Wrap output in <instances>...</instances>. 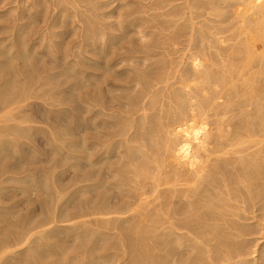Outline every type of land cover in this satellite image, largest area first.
Listing matches in <instances>:
<instances>
[{
    "label": "bare ground",
    "instance_id": "6f19581e",
    "mask_svg": "<svg viewBox=\"0 0 264 264\" xmlns=\"http://www.w3.org/2000/svg\"><path fill=\"white\" fill-rule=\"evenodd\" d=\"M11 1L13 2V0ZM82 1L37 0L35 5L38 3L45 4L47 11L45 9L43 11L49 13V16L46 14L49 17L46 21V27L43 31L39 30L40 32L32 31V34L29 33L30 35L27 33V36L19 35L20 40L15 36L18 40L17 47L16 49L14 47L10 49L9 46L13 43L11 42L8 45L9 49L11 51L14 49V52L16 50L18 53L22 51L20 53L26 55L27 53L25 54L23 51L33 49L36 45L28 42L31 35L34 36V33H38V37H41L42 40L45 33H50L49 28H56L58 24L72 26L73 18L76 19V17L82 16L84 12L88 13L83 11V8L81 10L80 6L82 7L81 4H84ZM143 1L147 3L146 0ZM88 2L90 3V0ZM129 3L131 4V2ZM135 3L131 6H134ZM18 4L20 5V3ZM139 4L138 9L135 8L134 12L128 13L129 17L135 13L139 14V12L145 14V11L149 12V9L152 8L149 1L150 8L148 10L146 9L147 5L141 7L145 5L144 2L142 3L144 5H141L140 2ZM23 5L26 4L23 3ZM103 5L99 4L101 8L105 9L107 6ZM156 6L153 4V9L155 7L156 10ZM14 7L16 6L14 5ZM158 9H161V12L157 14ZM158 9L156 10L157 15L154 12L152 13L161 17L160 19L157 17L159 19L157 22L151 19L150 15V18L146 16L147 14L143 18L141 14L140 16L135 15L136 18L133 17V19L130 17V21L127 20L126 27L122 23L124 22L123 19L119 20V25L124 27L122 29L124 33L133 25L139 27L141 23L142 26L146 23V26L152 22L156 29V25L159 26L160 24L159 29H157L159 32L157 36L154 35L153 40L146 43H144V39L146 40L148 36V30L145 31V29L148 27L138 30L141 34L139 39H143L142 47H138V49L141 48L139 51L141 55L138 57L136 56L138 52H134V56L123 55L114 60V55L113 60L109 59L110 55L115 54V52L106 50L105 45L107 41L113 39L115 34H105V30H108L107 27L106 29L100 27L101 30L94 32L89 25L90 28L86 35L87 30H84L83 41L76 42L74 46L71 44L69 48L63 43L66 48L62 47L65 51L61 56V61L64 62L63 65L66 66V69L68 68L72 72V76H68L73 77V72L81 76L80 82H78V84L80 83V96L77 97L80 101V103L78 102L80 105L77 112L80 116L81 127L78 124L79 119L77 125L81 130V136H79L81 137L79 140L81 153L78 152L80 155L75 157L76 162L72 164L79 165L80 169L72 188H70L71 186L56 188L55 184L53 185L55 191H53V187L51 189L49 185L53 181L52 178L55 181L57 179L53 174L55 169L50 173L47 168L42 173L40 172L42 170L39 169V171L36 168L39 174L42 173V177L38 176L37 187H44L48 190L50 187V192L46 190V192L48 191V197L45 196V198L47 197V200L48 198L52 199L53 193H55L56 205L54 204L55 206L51 208L50 202L52 201L49 200L48 202L46 200L49 207L44 203L41 204L47 207L45 211H42L44 217L39 215V218L35 219V216L38 217L35 212L34 216L25 214L26 217L22 214L26 218L18 221L17 217V228L9 232L10 226L7 228L8 225L3 220L4 226L6 225V232L4 229V231L1 230L6 235L4 233V236L2 235L0 238V264H113L123 258L124 264H264V256L258 258L256 256L257 251H254L255 248L247 246L250 249V251H247V247L245 248L243 244L246 242L243 237L252 231L249 230L250 224H244L246 218L250 221L258 218L260 215H256L258 211L264 215V0H161ZM13 10L15 8L9 11L12 12ZM65 14L69 18L67 21L62 20ZM110 15L106 14V16ZM99 16L104 17L103 14ZM14 18L16 19L15 16ZM90 18L93 17L90 15ZM105 19L107 18L105 17ZM95 23L92 22V24ZM110 24L112 25V22ZM23 26L22 23L17 24L15 29L19 30ZM80 27L82 26H79V29ZM95 28L97 29V27ZM12 30L14 29L12 28ZM153 30L148 32L153 33ZM44 31L46 32L44 33ZM61 32L63 33V31ZM14 33L19 34L16 31ZM58 33L54 31L53 37H55L54 35L59 36L60 33ZM152 33L151 35H153ZM4 38L6 37L4 36ZM8 38L7 36L6 39ZM50 38L49 40L43 39L41 45L46 47L48 45L52 48L53 44L62 43L61 41H53L54 39ZM116 39L114 41H117ZM141 40H137L136 44L137 42L140 43ZM13 44L15 45V43ZM111 44H113V41ZM83 45L84 49L86 46L91 47L93 52L98 50L106 58L104 61V57L100 59L101 61L94 60L93 67L99 71L85 69L81 66V62L92 60V58L84 56L86 49L84 53L79 51ZM120 46H122V43ZM160 47L167 50L171 48V53L165 54L163 52L161 56H174L173 60L175 59L178 65H172L171 68L168 65L167 69L166 67L163 68V63L160 62L161 65L155 62L160 60V52L158 51L159 60L156 59L154 62L161 65V67L144 71L151 64H147L148 66H145L144 69L141 68L142 65H145L143 63H148V57L152 56ZM115 48H118V45ZM49 50L51 51V49ZM111 50L113 49L111 48ZM11 51L8 50V55L12 53V59H15V56L20 57L16 55V52L14 55ZM130 51L132 52V50ZM130 51L128 52L130 53ZM32 52H30L32 56L35 53V55H38V51ZM51 53L55 58L57 57L54 51ZM51 53L47 55L50 56ZM95 53L93 54L95 55ZM3 55L8 57L6 54ZM43 55L45 56L44 53ZM71 56L73 61H69ZM77 57L82 60L78 58L81 61H78L79 64L76 61ZM30 58L27 59L30 60ZM155 58L152 56V60ZM97 59L99 60V57ZM127 59H138L143 63H140L142 64L140 67L135 66L139 62L135 63L134 67L131 64V67H128L127 64V66L125 64L120 65V62H126ZM3 61L5 60L3 59ZM32 61L34 63V58ZM148 61L150 60L148 59ZM171 62L172 60L169 64ZM155 63L152 65L156 66ZM76 64L79 66L76 67ZM119 66H122V68L125 66L128 69L121 68L120 71L118 70ZM33 67L31 66L30 73ZM15 69H18V67ZM60 69L58 70L59 73ZM66 69L61 70L65 72ZM50 70L52 69L50 68ZM17 71L19 72V69ZM101 71L103 72L100 73ZM13 72L16 73V70ZM53 73L55 74V72H52V75ZM29 75L31 76L32 73ZM49 75L51 74L49 73ZM34 78L35 76L32 79L28 78L27 81L30 79L36 81L37 78ZM57 78H55V81ZM128 78L130 81L127 80ZM125 79L127 83L129 82L128 84L123 83ZM74 83L76 84V82ZM73 84L72 88L76 86ZM28 85L25 86L26 90L24 89L23 93L21 92L22 94H19V87L22 85H18L17 89L19 90L14 87L9 90L10 86V88L7 87L8 90H5L0 86L3 90L0 91V113H4V115L2 114L4 122L16 121L19 117H16L14 113V106L21 104L27 98L29 94V92H26L29 88ZM62 99L63 97L60 98V100ZM123 100H126V102ZM67 101L66 104H68ZM74 102L76 103L75 100ZM74 114L72 115L76 118V113ZM32 116L33 113L31 116H22L21 123L16 124L17 126L8 125L7 123L4 125V122H2L0 127L2 126L6 133L15 128L22 132L25 131L23 129H28L31 132L32 127L28 128L29 126L24 125V123ZM58 116L60 115L57 114ZM34 118L32 117V119ZM68 118L69 116H66L65 119L68 120ZM54 119H56L55 115ZM58 119H56V122ZM43 120H46V118ZM62 120L60 119V122ZM62 123H57L58 125H54L53 128L56 130L63 127L62 125L65 124ZM72 124H75V122H71V126ZM71 126L69 125V127ZM72 127L76 129V125ZM33 129L39 130V128ZM60 129L58 133L63 132L59 135H67L71 131L69 128L70 131L67 128ZM103 129H106V131ZM30 132L28 131L25 134L32 135ZM71 133L73 132L71 131ZM42 134L45 135L43 132ZM54 135L56 136V134L52 136ZM54 137L52 138L54 139ZM62 138L64 139V137ZM3 139L0 142H4ZM55 140L57 141L56 138ZM8 141L6 142L8 143ZM16 148L18 149V145ZM57 148L60 149V146H57ZM60 150L62 153L64 149L61 148ZM67 158V156H62L59 160L67 162ZM24 160H22V165L27 163ZM8 165L7 168L5 165L3 166L5 169L0 166L3 168L0 171L2 185L4 181H14L17 184L26 182L30 185L36 181L37 175H39L36 170L32 171V168L28 170L31 163L27 165L28 167H21L23 169L19 171H16L19 168L14 167L15 165ZM41 169L44 170V168ZM60 180L58 179V183ZM11 184L17 185L15 183ZM7 186L9 187V185ZM33 186L35 185L28 186V188L32 189ZM6 188H0V194ZM25 190L20 191L25 192ZM66 192L69 196L75 194L79 196L77 204L73 205L74 207L70 203V199L63 200V195H66ZM32 193H30L31 196ZM26 198H29L27 194ZM13 201L15 199L10 202ZM10 205H12L13 210L18 202ZM72 207L76 209L75 212H72V209L70 210ZM3 210L5 208H2L1 211ZM15 213L13 214L15 215ZM248 213L252 216H247ZM14 215L13 217H15ZM243 215H246L243 225L238 224L241 223L240 217ZM263 215L261 216L264 219ZM9 218L6 219L9 220ZM72 219H79V221L70 223ZM237 219H240V222H236ZM10 222L13 221L10 220ZM60 229L64 230L60 232ZM253 231L256 232L255 229ZM253 231L252 233H254ZM53 233H56V235ZM67 240H72L74 243L70 247L74 245L71 249L74 253L77 251L75 254L70 255V252L67 253L68 250L64 247L65 244L61 245L62 248L59 245ZM262 252H264V248Z\"/></svg>",
    "mask_w": 264,
    "mask_h": 264
},
{
    "label": "rangeland",
    "instance_id": "374dc122",
    "mask_svg": "<svg viewBox=\"0 0 264 264\" xmlns=\"http://www.w3.org/2000/svg\"><path fill=\"white\" fill-rule=\"evenodd\" d=\"M11 0H0V45H1V47H0V51L2 52V51H7V52H0V86L2 87V89H5V90H8L7 89V87H9L10 89L9 90H11V89H13L12 87H14V85H16V82H17V85H16V87H14L16 90H19V89H17L18 88V85L19 86H21V87H19L20 88V90L21 89H23V90H19V94L22 92V91H24V89L26 90V87L25 86H27L28 84V89H27V91L26 92H29V94H28V96H27V98L26 99H24V101L21 103V104H16L14 107H15V110H14V113H15V115H16V117L17 116H19V117H17V120L15 121H9L8 123L7 122H4L3 120V118H4V113L2 112V113H0V125H1V123L2 122H4L3 124L5 125V123H7L8 125H12V126H17L19 123H21L20 122V120L23 118L22 116H27V115H29V116H31L32 115V113H33V118H34V116H35V118L34 119H32V117L30 118V119H28V121L26 122V123H24V125H26V126H29L28 128H31L32 127V131L30 132V130H26V129H23V130H25L26 132H30V134H32L33 135V137H32V135H29V134H25L26 132L24 131V132H22V131H19L17 128H15V129H13V130H11V132H5L3 129H2V126L0 127V141L3 139V138H6V139H3L4 140V142L2 143V142H0V166L1 167H3L4 165H5V167L7 168V167H9V165L8 164H12V165H15L14 167H18L19 169L18 170H16V171H19V170H21V169H23V168H25V166H27V165H29V163H31V165H29V167H28V170L29 169H31L32 168V171H35L36 170V168L39 170H42V171H40V172H44L47 168V171L48 172H53V170H54V172H53V174L55 175V177L57 178H55L56 179V181L52 178V180L55 182L54 184H53V181H52V185L50 184L49 186H51V189H52V187H53V191H55V186H53V185H55L56 184V188L57 187H68V186H71L70 188H72V184L76 181V176H77V174H78V172H79V169H80V167H79V165H72L74 162H76L74 159H75V157H77V156H79L80 154L78 153V152H80L81 153V150H79L80 149V142H79V140H80V138L81 137H79V136H81V130H80V128L79 127H81L80 126V116H79V114H78V112H77V108H78V106L80 105L79 103H80V101H79V98L77 99V97H79L80 96V93H79V88H80V83L78 84V82H80V78H81V76L79 75V74H77V73H74L73 72V77H69L68 75H71L72 74V72L68 69V72H67V69H66V66L65 65H63V63L64 62H62L61 61V56L63 55V53H64V47H65V45H66V47H68L69 48V46L72 44V46H74V44H76V42L78 43V42H81V41H83V39L82 38H84V36H83V34H84V30L86 31L85 32V35H86V33L88 32V29L90 28V26H91V30H94V32H96V31H98L99 29L101 30V28L100 27H103L104 29H106V27L108 28V30H105L106 32H104L105 34H115L114 35V37H113V39H111V40H109V41H113V44H111V42H109V41H107V43H106V45H105V49L106 50H108V51H110V52H115V54H111L110 55V57H109V59H112L113 60V58H114V55H115V59L114 60H116V59H118V57H120V56H123V55H125V56H129V55H131V56H134L135 55V53L136 52H138V53H136V56L138 57L139 55H141V53L139 52L140 50H141V48L140 49H138V47L140 46V47H142L141 46V44H142V40L141 39H139V37L141 38V34L138 32V30L139 29H141V28H143V27H148L147 29H145V28H143V29H145V31H152L153 29H155V25H153L152 24V22L148 25H146L145 26V24L146 23H144V26H142L143 24L141 23V25L138 27V25H133V26H130L129 28H128V30H126L125 31V33L123 32V28L124 27H126L127 26V20H129L130 21V17H131V19H133V17L134 18H136V16L135 15H139L140 16V14L142 15L141 17L143 18L144 17V15H146V16H148L149 18H150V16H151V19H153L154 21H156L157 22V20L159 21V19L161 18L160 16H156L158 13H160L161 12V9H158V4L159 3H161V0H159V1H156V0H146V2L147 3H145V1H143V0H134L133 2L131 1V0H129V2H131V4H133V3H135L134 4V6L132 5L131 6V4H130V6H129V4L127 3V1L126 0H93V1H91L90 0V3L88 2L89 0H81L82 1V3H84V4H81L82 5V7L80 6V8H81V10H82V8H83V11H86V12H88L87 14L84 12V14L82 15V16H79V17H76V19L75 18H73V22H72V26L71 25H61V24H58L57 26H56V28L55 27H52V29L51 28H49V30H50V33L48 34H46L45 32L46 31H44V33H45V37L43 38L44 40H46V39H48L49 40V38L51 37H53V32L55 31L56 33H58V31H60L58 34H59V36L57 35H54L55 37H53L52 38V40L53 41H61L62 43H56V45H52L51 47L52 48H50L48 45H47V47L45 46V45H41V43H42V40H41V37H38V33H34V36L33 35H31V37L29 36L30 34H32V31L33 32H37V31H39V30H41V31H43L44 30V28L46 27V21L48 20V18L49 17H47V15L49 16V13L47 14V8L45 7V4H43V5H41L42 3H38V4H36L35 5V2L37 3V0H13V2L11 1ZM14 1H19L18 3H20V5L17 3V2H14ZM25 1V2H24ZM31 3H30V2ZM106 3H105V2ZM144 2V4H142L143 2ZM148 1H149V4L152 6V8H150V5L148 4ZM151 1V2H150ZM94 2H95V4H94ZM98 2V3H97ZM101 2V3H100ZM139 2L141 3V5H144V6H141V7H145L146 5V9L148 10V8H150L149 9V12H147V11H145L146 13L144 14L143 12H139V14L138 13H135V14H133V16H131L130 15V17H129V12H134L135 11V8H139L140 6V4H139ZM155 2H157L156 3V5H155ZM181 2V1H180ZM26 4V5H23L22 6V4ZM29 3V4H28ZM87 3V4H86ZM89 3V4H88ZM92 3V4H91ZM105 3V4H104ZM138 3V4H137ZM154 4V6H156V10L158 9L159 10V12H158V10H157V14H156V10H155V7H154V9H153V4ZM86 4V5H85ZM98 4V5H97ZM99 4L100 5H105V6H107L105 9L102 7H100L99 6ZM127 4V5H126ZM137 4V5H136ZM14 5L16 6V7H14ZM32 5V6H31ZM34 5H35V7H34ZM85 5V6H84ZM90 7H89V6ZM103 5V6H104ZM121 5V6H120ZM124 5V6H123ZM149 5V6H148ZM9 6H11V7H9ZM21 6V7H20ZM33 7V8H31L30 9V7ZM42 6V7H41ZM43 6H44V8H43ZM47 6V5H46ZM12 7H14L15 8V10H13L12 12H10L12 9H14V8H12ZM26 7V8H25ZM28 7V8H27ZM38 7V8H37ZM11 8V9H10ZM17 8V9H16ZM25 8V9H24ZM41 8H43V9H41ZM46 8V9H45ZM89 9V10H87V9ZM91 8V9H90ZM101 8V9H100ZM129 8V9H128ZM134 8V9H133ZM137 8V9H138ZM30 11H29V10ZM34 9V10H33ZM46 10V11H43V10ZM98 9V10H97ZM154 11H153V10ZM10 10V11H9ZM18 10V11H17ZM22 10H24V11H22ZM103 10H104V12H103ZM145 10V9H144ZM89 11H91V12H89ZM96 11V12H95ZM121 11V12H120ZM10 12V14H8ZM14 12V13H13ZM25 12V13H24ZM31 12V13H30ZM36 12H38V14H36ZM44 12H46V13H44ZM93 12V13H92ZM155 13L154 15L152 14V13ZM26 13H27V15H26ZM90 13V14H89ZM98 13V14H97ZM103 14L104 15V17L102 16V17H98V15H101V14ZM108 14V15H112V13H113V17L111 16V18H110V16H106V14ZM110 13V14H109ZM125 13V14H124ZM18 14H20V15H18ZM45 14V15H44ZM47 14V15H46ZM66 14H68V13H66ZM64 15L63 16V18H62V20H64V21H67L69 18H68V16L67 15ZM13 15V16H12ZM21 15H24L23 17L21 16ZM31 15V16H30ZM33 15H34V17H33ZM43 15V16H42ZM86 15H87V17H86ZM90 15H91V17H93V18H90ZM150 15V16H149ZM160 15V14H159ZM9 16V17H8ZM14 16L16 17V19L19 21H17L15 18H14ZM19 16V17H18ZM50 16H51V14H50ZM89 16V17H88ZM125 16H127V17H125ZM12 17V18H11ZM98 17V18H97ZM105 17L107 18V19H105ZM122 17H124V18H122ZM153 17V18H152ZM159 19H158V18ZM20 18H21V21H20ZM31 18H33V19H31ZM47 18V19H46ZM65 18V19H64ZM67 18V19H66ZM14 19H15V23H14ZM24 19V20H23ZM80 19H82V20H80ZM86 19V20H85ZM88 19H89V21H88ZM106 21H104V20ZM120 19H123V21L124 22H122L123 24H124V27H123V25H119V20ZM22 20H23V22H22ZM76 20V21H75ZM92 20V21H91ZM99 20V21H98ZM104 21V22H101V21ZM18 23H17V22ZM84 21V22H83ZM97 21L99 22V25H98V23H97ZM112 22V25L110 24L111 22ZM13 22V23H12ZM43 22V23H42ZM82 22V23H81ZM92 22H96L95 24H92ZM20 23H22V24H24V26L22 27V28H20L19 30H17V29H15V26L17 25V24H20ZM45 23V24H44ZM84 23V24H83ZM86 23H87V26H86ZM105 23H107V24H105ZM114 23V24H113ZM8 24V25H7ZM13 24H15V25H13ZM31 24V25H30ZM74 24V25H73ZM79 24V26H82V27H84V28H82V27H80V29H79V26H77ZM101 24V25H100ZM102 24H105V25H102ZM118 24V25H117ZM157 24V23H156ZM77 27H76V26ZM90 25V26H89ZM109 25H111L110 27H109ZM115 25V27H113L112 28V26H114ZM3 26V27H2ZM12 26H14V27H12ZM35 26V27H34ZM74 26V27H73ZM121 26H122V28H121ZM150 26H152V27H154V28H151ZM157 26V28L155 29V30H153L154 32L152 33V32H148L147 31V37H146V40L144 39V43H146V42H149V41H151V40H153V36L155 35V36H157V33H159L158 32V30L157 29H159L158 27H160V24H159V26H158V24L156 25ZM7 27V28H6ZM38 27V28H37ZM65 29H63V28ZM72 27V28H71ZM95 27H97V29L95 28ZM135 27V28H134ZM12 28L14 29V30H12ZM29 28H30V30H29ZM37 30H36V29ZM55 28V29H54ZM68 28V29H67ZM77 30H75V29ZM131 28V29H130ZM149 28H150V30H149ZM7 29H8V31H7ZM54 29V30H53ZM71 29V30H70ZM114 29V30H113ZM135 29V30H134ZM6 30V31H5ZM12 30V31H11ZM28 30H29V32H28ZM83 30V31H82ZM90 30V31H91ZM134 30V31H133ZM137 30V31H136ZM18 32L19 34H15L14 32ZM61 31H63V33L61 32ZM102 31H104L103 29H102ZM107 31H108V33H107ZM110 31H112V32H110ZM116 31V32H115ZM120 31H121V33H122V35H121V33H120ZM131 31V32H130ZM22 32H23V34H22ZM40 32V31H39ZM72 32H74V33H72ZM110 32V33H109ZM113 32H115V33H113ZM156 32V33H155ZM8 33V34H7ZM11 33H13V34H11ZM27 33L29 34L28 35V37H30L31 39L28 41L29 42V44H31V43H33L34 45H35V47L32 49V48H30V50L29 49H27L26 51L24 50L23 52L26 54V55H24L23 53H20V52H22V51H19V53L21 54H19L18 53V51L16 52V50H15V52L17 53L16 55H19L20 57H17V56H15L14 57V55H15V52H14V49L11 51L10 49H11V47L13 48H15L16 49V44H17V42H18V40H20V38L18 37L19 35L20 36H24V35H26L27 36ZM43 33V34H44ZM68 35H67V34ZM90 33V32H89ZM120 33V34H119ZM140 34V35H138V34ZM150 33V34H149ZM151 33L153 34V35H151ZM3 34V35H2ZM22 34V35H21ZM38 34V35H37ZM43 34H41V35H43ZM62 34V35H61ZM69 34H70V36H69ZM73 34V35H72ZM76 34V35H75ZM121 36H119V35ZM125 34H126V36H125ZM51 35V36H50ZM65 35V36H64ZM81 37H80V36ZM125 36V38H124V36ZM128 35V36H127ZM3 36V37H2ZM4 36L7 38V36L9 37L8 39H6V38H4ZM18 37V40H17V38L16 37ZM49 36V37H48ZM69 36V37H68ZM150 36V37H149ZM37 37V38H36ZM75 37V38H74ZM118 37H120L119 39H118ZM2 38V39H1ZM16 38V39H15ZM50 38V39H51ZM117 40V41H114L115 39ZM149 38H150V40H149ZM6 39V40H5ZM11 39V40H10ZM29 39V38H28ZM35 41H34V40ZM58 39V40H57ZM156 39V38H155ZM13 40V41H12ZM47 40V41H48ZM119 40V41H118ZM130 40H132L131 42H128V41H130ZM137 40H141V42L140 43H138L137 42V44H136V41ZM3 41V42H2ZM5 41V42H4ZM34 41V42H33ZM39 41H41V42H39ZM70 41V42H69ZM74 41V42H73ZM135 41V42H134ZM11 42H13V43H15V45L13 44V43H11ZM109 42V43H108ZM126 42V43H125ZM133 42H134V44H133ZM5 43V44H4ZM12 44V45H10L9 47H10V49H9V47H8V45L9 44ZM65 45H64V44ZM114 43H115V45H114ZM121 43H122V46H120L121 45ZM132 45H131V44ZM7 44V45H6ZM28 44V43H27ZM108 44H109V46H108ZM40 45V46H39ZM61 47H59V46ZM112 45V46H111ZM116 45H118V48H115L116 47ZM160 45V44H159ZM45 46V47H44ZM55 46V47H54ZM57 46H58V48H57ZM110 46H111V48L113 49V50H111V48H110ZM120 46V47H119ZM123 46H125V48H127V49H125V48H123ZM128 46H130L131 47V49H130V47L128 48ZM135 46V47H134ZM137 46V47H136ZM39 47V48H38ZM43 47V48H42ZM49 47V48H48ZM63 47V48H62ZM65 47V48H66ZM71 47V46H70ZM108 47H109V49H108ZM8 48V49H7ZM46 48H48V49H46ZM83 48V49H82ZM82 48H80L79 49V51L80 52H83L84 53V51H85V49H86V51H85V53H84V56H86V57H88V58H92V60H90V61H86V62H84V64H82L83 62H81L82 60H81V58L80 57H77L76 58V61L78 62L79 61V59L78 58H80V60L81 61H79V62H81V66H83L85 69H89V70H95L96 68H94L93 67V64H94V60L96 59V61H101L100 59H102L103 57H104V55H102L101 53H99L98 52V50H96L95 52H93L92 51V48L91 47H86L85 46V49H84V45H83V47ZM115 48V49H114ZM123 48V49H122ZM178 48H181V47H178ZM4 49V50H3ZM49 49H51V51L49 50ZM53 49V50H52ZM55 49V50H54ZM60 49V50H59ZM132 50V52L130 51V50ZM134 49V50H133ZM136 49V50H135ZM160 49V50H159ZM159 49H157L156 50V52L152 55L153 56V58H155V59H153L152 60V56H150V57H148V59L150 60V61H148V59H147V62L148 63H143V61H141V60H138V59H134V60H131V59H127L128 61H126V62H120V65H128V67L130 66L131 67V65L134 67V65H135V63H137V62H139V63H137L135 66H137V67H140L142 64H140L141 62L143 63V64H145V65H142V67L141 68H144L145 69V66L147 67L149 64H151V66L149 65V68L147 67V69L146 70H144V71H149L150 69H155V68H158L159 66L161 67V63H163V68H165L166 67V69L170 66V68L172 67V65H174L175 66V64H176V66L178 65V63H176L175 62V59L173 60V57L172 56H169V57H167L168 55H163V56H161L162 54H163V52L166 54V53H171L172 51H171V48H170V50L168 49H163V48H159ZM163 49V51H161ZM8 50H9V52L11 51V52H13V57L15 58V59H12V53H10L9 55H8ZM28 50H29V52H28ZM33 52H32V51ZM56 50H58V51H56ZM81 50H83V51H81ZM119 50V51H118ZM165 50V51H164ZM35 51H38V55H33L32 56V54H30V52H32V53H34ZM55 52V54H56V58H55V56L51 53V52ZM90 51H92L91 53H90ZM128 51H130V53L128 52ZM160 52V56H159V52ZM45 54V56L43 55V53ZM88 52V53H87ZM126 52V53H125ZM135 52V53H134ZM162 52V53H161ZM48 53H51L50 54V56H48L49 54ZM93 53H95V55H96V57H95V55L93 54ZM97 53H98V57H99V60L97 59L98 57H97ZM119 53V54H118ZM125 53V54H124ZM128 53V54H127ZM3 54H6L8 57H5ZM28 54H29V56H28ZM48 54V55H47ZM133 54V55H132ZM1 55H3V56H1ZM11 55V56H10ZM40 55V56H39ZM102 55V56H101ZM154 55H155V57H154ZM22 56V57H21ZM31 57L30 58V60L29 59H27L28 57ZM158 56H159V59H158ZM1 57H3L2 58V60H1ZM6 59H5V58ZM11 57V58H10ZM23 57H24V59H23ZM74 57V56H73ZM101 57V58H100ZM164 59H163V58ZM172 57V62L169 64V62L171 61V60H169L170 58ZM17 58V59H16ZM27 59V61H26V59ZM33 58H34V63H33ZM36 58H38L37 59V61L39 62H37L36 61ZM44 58V59H43ZM59 58V59H58ZM3 59L5 60V61H3ZM32 59V60H31ZM53 59V60H52ZM56 59V60H55ZM104 59H106L105 57L103 58V61H104ZM156 59H158L159 60V62L158 61H155ZM16 61V63H15V61ZM59 60V61H58ZM73 61V58H72V56L69 58V61ZM163 60V61H162ZM53 61H55L54 63H53ZM102 61V62H103ZM131 61V62H130ZM134 61V62H133ZM157 62V63H160L161 65H157V63H155V62ZM26 64H25V63ZM43 62V63H42ZM79 62H78V64H79ZM92 62V63H91ZM134 64H133V63ZM150 62V63H149ZM13 63V64H12ZM32 63H33V65H32ZM40 63H42V64H40ZM62 65H61V64ZM90 63V64H89ZM153 63H155V65L156 66H154V65H152ZM174 63V64H173ZM36 64H38V65H36ZM46 64V65H45ZM53 64V65H52ZM56 64H58V65H56ZM60 64V65H59ZM78 64H76V67L77 66H79ZM85 64H87V65H85ZM131 64V65H130ZM148 64V65H147ZM89 65V67H87ZM126 65V66H127ZM139 65V66H138ZM169 65V66H168ZM11 66V67H10ZM14 66H15V68H17L18 67V69H19V72L17 71L18 69H15L14 68ZM31 66L33 67V66H35V67H33V70H32V75L31 76H35V78L34 79H36V81L34 82L33 80L31 81V79L34 77H31L29 74H31L30 72H29V70H31L32 68H31ZM58 66V67H57ZM62 66V67H61ZM122 66H119V68H118V70H122V69H128L127 67H125L124 66V68H122ZM173 66V67H174ZM38 67V68H37ZM55 67V68H54ZM66 69L65 70V72L64 71H62L64 68ZM136 67V68H137ZM31 68V69H30ZM36 68V69H35ZM50 68L53 70H50ZM58 68V69H57ZM59 68H61L60 69V73H59ZM122 68V69H121ZM36 70V72H35V70ZM38 69V70H37ZM140 69V68H139ZM7 70V71H6ZM14 70H16V73H14L13 71ZM21 70V71H20ZM24 70V71H23ZM58 72V74H57V72ZM97 70V69H96ZM95 70V71H96ZM117 69H116V71H118ZM35 73H34V72ZM39 71V72H38ZM41 71H43V72H41ZM71 73H70V72ZM97 71H99V70H97ZM151 71V70H150ZM27 72V73H26ZM52 72H55V74L53 73V75H52ZM62 72V73H61ZM103 71H101L100 73H102ZM19 73H20V75H19ZM24 73V74H23ZM42 73V74H41ZM45 73V74H44ZM49 73L52 75H49ZM63 73H64V75H63ZM67 74V77H66V74ZM124 73H126V72H124ZM2 74V75H1ZM29 75L27 78H26V76L27 75ZM46 74H48V75H46ZM57 74V75H56ZM74 74H76V75H74ZM5 76V77H4ZM20 76V77H19ZM23 77V79H22V77ZM37 76V77H36ZM55 76V77H54ZM72 76V75H71ZM7 77V78H6ZM16 77V78H15ZM40 77V78H39ZM52 77H53V79H52ZM58 77V78H57ZM124 77V76H123ZM122 77V78H123ZM127 77V76H126ZM28 78H31L30 80H28L27 81V79ZM55 78H57L56 79V81H55ZM67 78V79H66ZM78 78V79H77ZM25 79H26V81H25ZM59 79V80H58ZM124 79V78H123ZM19 80V81H18ZM128 81H130V79L128 78L127 79ZM25 81V82H24ZM30 81V82H29ZM3 82V83H2ZM8 83L7 84V86H6V83ZM15 82V84H13ZM24 82V83H23ZM27 82V83H26ZM29 82V83H28ZM55 82V83H54ZM74 82H76V84L74 83ZM124 82H126L127 83V81H126V79H125V81H123V83ZM23 83V84H22ZM25 83H26V85H25ZM74 83V84H73ZM129 83V82H128ZM127 83V84H128ZM72 84L73 85H76L75 87L73 86V88H72ZM3 85H4V87H3ZM77 88H78V90H77ZM4 90V91H5ZM0 91H3V90H1V88H0ZM81 92V91H80ZM23 93V92H22ZM21 93V94H22ZM63 97V101L65 102H63L62 100H60V98H62ZM70 97V98H69ZM66 100H68L67 101V103L69 104H66ZM70 100V101H69ZM74 100L76 101V103L74 102ZM78 100V101H77ZM62 101V102H61ZM123 101H125L126 102V100H123ZM128 101V100H127ZM61 102V103H60ZM79 102V103H78ZM75 106V108H73ZM77 106V107H76ZM66 108V109H65ZM63 109V110H62ZM75 110V112H74V110ZM68 110H69V112H68ZM61 111V112H60ZM62 111H64V112H62ZM35 112V113H34ZM71 112H72V114H74V113H76V118H75V114L74 115H72L71 114ZM37 113V114H36ZM61 113V114H60ZM68 113H70V115H68ZM3 114V115H2ZM46 114V115H45ZM48 114V115H47ZM57 114L58 115H60V116H58L57 117ZM78 114V115H77ZM2 115V116H1ZM43 115V116H42ZM54 115L56 116V119H58L57 120V122H56V119H54ZM72 115V116H71ZM37 116H38V118H37ZM47 116V117H46ZM62 116H63V118H62ZM65 116V117H64ZM66 116L68 117L69 116V118H68V120L67 119H65L66 118ZM46 118V120H43V119H45ZM49 117V118H48ZM71 117H72V119H71ZM48 118V119H47ZM19 119V120H18ZM36 119V120H35ZM38 119H39V122H38ZM40 119H41V121H40ZM60 119L62 120L61 122H63L65 125H62L63 127H60V128H67V130H71L73 133H71V131H70V133H68L67 135H62V137H64V139L61 137V135H59L60 133H62L61 131L58 133V131L59 130H61L60 128L59 129H54L53 128V126L55 125V126H57L59 123H61L60 122ZM71 119V120H70ZM79 119V121H78V124H79V127H78V125H77V120ZM48 120V121H47ZM54 120V121H53ZM67 120V121H66ZM18 121V122H17ZM70 121V122H69ZM68 124H67V123ZM71 122H75V124H72V126L74 125H76V129H73V127L71 126ZM12 123V124H11ZM56 123V124H55ZM58 123V124H57ZM62 123V124H63ZM2 124V125H3ZM15 124V125H14ZM17 124V125H16ZM68 125V126H67ZM69 125L71 126V127H69ZM54 126V127H55ZM65 126V127H64ZM67 126V127H66ZM33 128H39V133H37L38 131L36 130V129H33ZM51 128H52V130H51ZM69 128V129H68ZM72 128V129H71ZM54 129V130H53ZM107 129V128H106ZM106 129L104 130V131H106ZM35 130V131H34ZM40 130H41V132H40ZM102 130V129H101ZM37 131V132H36ZM57 131V132H56ZM42 132L43 133H45V135H43L42 134ZM64 132H65V129H64ZM4 133V134H3ZM34 133H35V135H34ZM56 134V136L54 137V136H52L53 134ZM57 133H58V135H57ZM77 133V134H76ZM80 134V135H79ZM25 137H24V136ZM26 135H28L27 137H26ZM70 135H71V137H70ZM77 135V136H76ZM1 136H2V139H1ZM6 136V137H5ZM31 136V138H29ZM58 136V137H57ZM68 138H66V137ZM52 137H54V139L52 138ZM61 137V138H60ZM52 138V140H50ZM55 138L57 139V141L55 140ZM71 138V139H70ZM62 139V140H61ZM67 139V140H66ZM9 140V141H8ZM31 140V141H30ZM59 140V141H58ZM6 141H8V143L6 142ZM6 142V143H5ZM57 143V144H55V143ZM59 142V143H58ZM15 145H14V144ZM16 143H18V144H16ZM61 143V144H60ZM73 145V144H75V145H71V144ZM66 144V145H65ZM9 145V146H8ZM17 145H18V149L16 148L17 147ZM21 145V146H20ZM2 146H4L3 148H2ZM7 146H8V148H7ZM14 146H16L15 148H14ZM57 146L59 147L60 146V149L62 148V153H61V150L60 149H58L57 148ZM62 146V147H61ZM54 148H56V149H58L57 151L54 149ZM65 148H66V150H65ZM72 148V149H71ZM75 149V150H74ZM36 151V152H35ZM56 152V153H55ZM70 152L71 153V155H70V153H69V155H67L68 153ZM78 153V154H77ZM61 154H64V155H61ZM65 154H66V156L68 157L67 158V162H61L59 159L63 156V157H66L65 156ZM27 157V158H24V157ZM9 157V158H8ZM70 157V158H69ZM24 159H26V160H24ZM27 159H28V161H27ZM54 159V160H53ZM63 159V158H62ZM70 159V160H69ZM5 160V161H4ZM22 160H24L25 162H27V163H25L24 165H22L23 164V161ZM31 160V161H30ZM49 160V161H48ZM10 161V162H9ZM60 162V163H58V162ZM49 162H50V164H49ZM7 165H6V164ZM19 163H21V164H19ZM42 163V164H41ZM2 164H4V165H2ZM27 164V165H26ZM58 166H56V165ZM59 164V165H58ZM68 164H70V165H68ZM47 165V166H46ZM55 165V166H54ZM0 167V171H2L3 170V168L5 169V167H3V168H1ZM21 167H23V168H21ZM26 167V168H27ZM55 167V168H54ZM56 167H57V169H56ZM74 167V168H73ZM41 168H44V170L43 169H41ZM67 168V169H66ZM52 170V171H50V170ZM60 169V170H59ZM57 170V171H56ZM36 172H38L37 170H36ZM1 173V172H0ZM42 173H40L39 174V172H38V174L39 175H37V179H36V181H34V182H32V181H29V182H32L35 186H33V188L32 189H30V188H28V186H32L33 184L31 183L30 185H28L26 182V184L24 183V182H22V184H20L19 182V184H20V186H18L19 184H17V182H12V181H9V182H11V183H15V184H17V185H14V184H11V183H9V182H7V181H4L3 182V185H2V181H0V186H3V187H0V188H4V187H7L8 188V190H7V188L5 189V190H2L1 192V194H0V206H1V208H0V213H1V215H0V217H1V219H0V232H2V230L4 229L5 230V232H6V225H8L7 226V228L9 227V230H8V232L11 230H14V229H16L17 227V222L19 221V220H22V219H25L27 216L26 215H33L34 216V212H35V214L36 215H38V217H36L35 216V219L36 218H39V215H41L42 216V211H45V209L47 208L46 206H48V202H49V200L50 201H52V202H50V204L52 205H50L51 206V208L52 207H54L55 205H56V194L55 193H53L54 194V196L52 197V199H50V198H48V200H47V192L49 191L50 192V187H49V190L48 189H46V188H44V187H37L38 186V184H37V181L39 180L38 179V176L39 177H42ZM61 173H62V175H61ZM41 175V176H40ZM35 178H36V176H35ZM50 179H51V177H50ZM58 179L60 180L59 181V183H58ZM6 185H5V184ZM7 183H9V184H7ZM58 183V184H57ZM62 183V184H61ZM24 184V186H22ZM37 184V185H36ZM7 185H9V187L7 186ZM13 185V186H12ZM28 185V186H27ZM62 185V186H61ZM18 188H16V187ZM27 186V188H25ZM16 191V194H15V191L12 189V188ZM25 190V189H27L28 190V192H27V190H25V192H23V191H20V190ZM33 189H35V190H33ZM38 189V190H37ZM43 189V190H42ZM7 190V191H6ZM31 190H32V192H34V193H32L31 192ZM37 190V191H36ZM46 190H48L47 192H46ZM38 191H39V193H38ZM42 191V192H41ZM52 191V190H51ZM4 192V193H3ZM6 192V193H5ZM9 192V193H8ZM27 192V193H26ZM13 193V194H12ZM20 193V194H19ZM24 193H26L27 195H28V197L29 198H26V194H24ZM30 193H32V196H31V194ZM67 193L68 192H66V195H67ZM7 194V195H6ZM21 194H22V197H21ZM43 194H45V195H43ZM14 197H13V196ZM23 195H24V197H23ZM37 195H40L39 197L37 196ZM63 195L64 197H63V200L64 201H67V200H69L70 199V203L72 204V206L74 205H76L77 204V200H78V195L77 194H75L74 196L73 195ZM16 196V197H15ZM44 196V198H45V196H47L45 199L44 198H42ZM66 196V197H65ZM13 197V198H12ZM12 198V199H11ZM37 198V199H36ZM65 198V199H64ZM15 199V201H13V202H10V201H12V200H14ZM44 199V200H43ZM54 199V200H53ZM72 199H73V201H72ZM25 200H27V201H25ZM29 200H32V201H29ZM41 200V201H40ZM48 202H47V201ZM29 201V202H28ZM45 201V202H44ZM14 202H18V205L15 207V209H13L12 210V205H10L11 203H14ZM39 202V203H38ZM40 202H42V203H40ZM46 202H47V204H46ZM4 203V204H3ZM21 203H22V205H21ZM30 203V204H29ZM44 203V205H46V206H42L41 204H43ZM69 203V204H70ZM76 203V204H75ZM23 204H25V205H23ZM36 204V205H35ZM55 204V205H54ZM70 204V205H71ZM73 206V207H74ZM9 207V208H8ZM25 207V208H24ZM44 207V208H43ZM49 207V206H48ZM73 207L72 208H70V210L72 211V212H75L76 211V209L74 208L73 209ZM2 208H5V210H3V211H1L2 210ZM20 208V209H19ZM31 209H33V210H31ZM9 210H10V212H9ZM19 210V211H18ZM69 210V211H70ZM5 211H7L8 213H6ZM12 211H14L13 213H15V211H16V213H15V215L12 213V214H10ZM24 212H26V213H24ZM37 212V213H36ZM41 213V214H40ZM17 214H19V215H17ZM21 214V215H20ZM22 214H26L25 216L24 215H22ZM259 215V217L258 218H256V219H252V221H250V220H248L247 218H246V220H247V222H246V220L243 222V220H244V218H245V216L247 215V216H249L250 215V213H248V214H246V215H243L242 217H240V219H237L236 220V222H240L241 221V223H238V224H241V225H243V223L245 224V225H249V230L251 231H253L254 229L256 230V232L255 231H253L254 233H252V231L249 233L250 234V236H249V234L248 235H246L245 237H243V239L247 242V243H249V245H247V243L245 242V243H243L244 244V246H245V248L248 246L249 248L250 247H253V249L255 248V249H258V250H255L254 249V251H257V253H256V256H258V258L261 256V257H263L264 256V252H262L261 253V251L263 250V248L264 247H262L263 245H264V219H263V217L261 216V215H263V213H261V212H256V215ZM9 215H11V216H9ZM13 215L15 216V217H13ZM17 215V216H16ZM257 215V216H258ZM22 216H24V217H22ZM41 216H40V218H41ZM250 216H252V214L250 215ZM264 216V215H263ZM3 217H5L4 219H3ZM8 217H10L9 218V220H7L8 219ZM17 217H18V221L16 220L17 219ZM42 217H44V215L42 216ZM7 218V219H6ZM14 220H13V219ZM243 218V219H242ZM259 218H260V220H259ZM262 218V219H261ZM6 219V220H5ZM258 219V220H257ZM2 220V221H1ZM3 220H4V222L6 223V225L4 226V222H3ZM10 220H12L13 222L11 223L10 222ZM240 220V221H239ZM11 223H9V222ZM73 221V222H72ZM75 221V222H74ZM79 221V219H72L71 220V222L70 223H76V222H78ZM249 221V222H248ZM262 222V223H261ZM259 224V226H257L258 224ZM65 224V223H64ZM255 224V225H254ZM2 226V227H1ZM4 226V227H3ZM251 226V227H250ZM253 226V227H252ZM14 227V228H13ZM12 228V229H11ZM262 228V229H261ZM2 229V230H1ZM3 230V231H4ZM62 230H64V229H62ZM61 229L59 230L60 232L62 231ZM58 231V232H59ZM259 231V232H258ZM5 232H2V234H0V238L2 237V235L5 233ZM58 232H56V233H58ZM56 233H53L54 235H56ZM53 234H52V236H53ZM252 234V235H251ZM5 235H6V233H5ZM4 236V235H3ZM240 239V238H239ZM242 239V238H241ZM242 239V240H243ZM259 242H258V241ZM72 242V240H67V241H63V242H61V244H59L60 246L61 245H63V244H65L64 245V247H66L67 248V253H69L70 252V255H72V253H74L73 252V249H71L72 247H70L72 244H74L73 242ZM69 243V244H68ZM75 243H76V241H75ZM253 245H255V246H253ZM259 246V247H258ZM248 247L246 248L247 249V251H250V249H248ZM261 247H262V249H261ZM61 248H62V246H61ZM70 248V249H69ZM252 249V248H251ZM251 251H253V250H251ZM77 252V251H76ZM75 252V253H76ZM260 252V253H259ZM60 253H62V252H60ZM74 253V254H75ZM259 253V254H258ZM258 254V255H257ZM57 257H59V256H57ZM257 258V257H256ZM257 258V259H258ZM124 259V258H123ZM119 260V261H117V263H113V264H124V260ZM123 262V263H122ZM112 264V263H111Z\"/></svg>",
    "mask_w": 264,
    "mask_h": 264
}]
</instances>
